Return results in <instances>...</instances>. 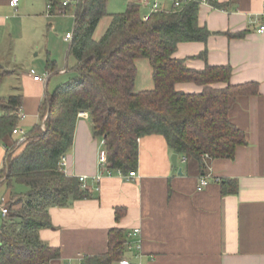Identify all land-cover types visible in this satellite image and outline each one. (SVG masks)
<instances>
[{
	"label": "crops",
	"instance_id": "obj_1",
	"mask_svg": "<svg viewBox=\"0 0 264 264\" xmlns=\"http://www.w3.org/2000/svg\"><path fill=\"white\" fill-rule=\"evenodd\" d=\"M34 1L45 9L39 12L29 8L23 0L12 7L11 0H0V65L8 71L0 78V83L9 79L11 90L7 95L0 92V98L21 95L24 119L30 114L26 112L29 103L35 102L39 109L53 77H58V81L52 89L64 82L60 77L71 74L70 41L65 36L73 33L74 12L71 13L73 29L67 26L62 38L63 44L68 43L66 55L62 48L56 54L57 46H50V33L57 30L59 15L68 10L50 14L47 0ZM215 1L220 7L210 0L199 6L198 23L210 30L208 39L181 42L173 56L197 70H203L207 64L230 65V83L256 84L258 92L240 95L229 111L230 120L244 131L246 143L236 148L232 158L213 159L205 174L195 161L177 153L178 167L182 168V174H178L173 171L172 163L176 152L170 149L165 137L146 135L139 139L136 176L128 179L116 169L110 175L103 174L99 162L103 139L94 135L89 114H79L74 141L66 153L65 172L78 178L86 177L84 189L90 195L65 207H50L51 226L41 229L40 236L50 245L59 247L61 256L48 264H84L87 256L107 252L112 228L123 230L125 239L124 254L113 264H121L125 258L141 264H264V33L258 32L264 25V0ZM129 2L140 5V0ZM164 4L171 7L170 0H164ZM140 7L141 12L149 11L147 6ZM20 9L25 14L15 19L42 18L48 27L47 46L33 53V58L42 54L43 59L36 64L32 55L29 58L38 69L15 67L18 48H13V57L11 46L7 44L17 30V25L11 23V13ZM111 20L110 16L102 26L99 22L94 34L96 39L105 33ZM32 50H36L35 46ZM72 59L71 66L76 62L74 56ZM140 59L143 58L137 61ZM32 69L41 75L49 73L47 82L34 80ZM139 75L137 70L135 90H149L142 89L149 83L138 84ZM226 85V82L214 84ZM176 88L188 93L203 89L193 82L178 83ZM38 113H35L37 117ZM14 138L20 139L19 134L5 137L0 143V168L6 147L13 144ZM203 176L208 177L209 183L200 187ZM25 190L24 187L22 191ZM13 192L3 203L12 201ZM117 209L122 214L119 218ZM3 222L0 217V226ZM136 227L140 234L129 236ZM137 240H140V248H130V243Z\"/></svg>",
	"mask_w": 264,
	"mask_h": 264
},
{
	"label": "trees",
	"instance_id": "obj_2",
	"mask_svg": "<svg viewBox=\"0 0 264 264\" xmlns=\"http://www.w3.org/2000/svg\"><path fill=\"white\" fill-rule=\"evenodd\" d=\"M220 7L215 0H210ZM50 14L67 11L71 4L47 0ZM108 0H77L69 55L76 62L69 78L48 92L39 106V121L26 139L6 147L0 168V186L26 188L13 192L9 214L0 232V264H48L61 256L59 247L40 236L51 226L49 209L65 207L89 197L78 177L67 175L60 162L74 141L79 113L87 112L93 133L104 140L109 167L124 174L138 167L139 139L163 135L170 149L197 163L201 173L216 158H232L246 143V135L229 117L240 95L257 93L255 83L232 84L230 65L188 67L173 56L178 44L206 41L210 30L198 23L199 0L181 8L142 17L138 3L129 2L112 14L105 33L94 37L100 20L108 15ZM148 59L153 89L135 90L136 61ZM52 68V61L49 62ZM6 71L0 65V78ZM181 82L203 87L198 93L176 88ZM226 82V86L214 84ZM21 95L0 98V143L19 128ZM225 186V185H224ZM224 193L227 189L224 187ZM116 210V217H121ZM124 232L112 228L108 251L85 258L84 264H113L124 254Z\"/></svg>",
	"mask_w": 264,
	"mask_h": 264
},
{
	"label": "rangeland",
	"instance_id": "obj_3",
	"mask_svg": "<svg viewBox=\"0 0 264 264\" xmlns=\"http://www.w3.org/2000/svg\"><path fill=\"white\" fill-rule=\"evenodd\" d=\"M23 1H26L27 4H29V8L32 7L34 9H38L39 12L42 11L44 8L43 5L39 4L38 2H36L34 0H23ZM129 1H132V0H108V2H107L108 15L101 20V22H100L101 26L103 24H106L107 21H109L110 16L112 14L124 12L127 8V3ZM33 6H35V7H33ZM75 8H76L75 5H71V9L68 10V12L65 11L66 13L62 14L63 16L59 15V17L57 19L58 20L57 30L53 31V33H50V37H49V39H51L50 46H52V47H55V45L57 46L56 54H58V52L60 51V48H62L63 55H66L65 53H66V48L68 46V43L63 44L62 38L67 31L66 30L67 26H69V28L71 27L73 29V17L71 15V13L74 12ZM14 12L11 13L10 20H11L12 24L17 25V30L12 33V38L7 40L8 41L7 44L11 46V53H12L13 57H14L13 48H15V46L18 48L17 49L18 61L17 62L14 61V62H16L15 67H19L23 70H28V69H30V67L33 66L36 69H38L34 64L30 63L29 58L32 55V59H34L36 61V64H38L40 62V59L41 60L43 59L42 54H41V56H34V58H33V53H36L38 51L37 49H40V48L43 49L44 47L47 46V44H46L47 37L45 36V34L47 35V30H48L47 28L48 27H47L46 21L42 18H31L29 20L28 17H26L24 20H21V18L15 19V17L21 16V15L25 14V12H24V10H21V9L18 12H15V13ZM59 13H61V12H58V14ZM148 13H149V11L146 13L142 12V17L144 18L145 16L148 15ZM33 46H35V48H36V50H34V52L32 50ZM37 46H39V47L37 48ZM43 52H44V50H42V53ZM69 57H70L69 67H71L70 63H71V61H74V60L72 59L73 56L70 55ZM13 60L14 59L12 58V61ZM141 60H144V61L140 62ZM136 62H137L136 64H137L138 70L140 72V75H139L140 78H139L138 84H143V83L148 84L149 83L145 87L142 86L143 87L142 89H153L154 82H153V78H152V67L150 65L149 60L143 58V59H140L139 61H136ZM2 68L4 69V67H2ZM5 71H6V73H8L7 70H5ZM69 76L70 75H65V76L60 77L61 81L67 80L69 78ZM8 80L4 79L0 83V92L2 93V95H7V94L11 93ZM56 80L58 81V77H53L51 79L50 84H49V90H48L49 93L53 91L52 87H53V84ZM147 80H148V82H147ZM29 109H34V110L29 112ZM38 111H39V109H38L35 102L29 103L28 108L26 109V112L28 114L29 113L30 114L27 116L26 119L20 121L18 127L23 129L24 132L25 131L29 132V130L32 129L33 125L39 121L37 115H35V113L37 114ZM19 136L21 137L22 134H19ZM23 189H24V186L18 185V184H14L13 187H9L7 185H1L0 186V205L3 202L8 201L11 191L21 192ZM8 205H9V203H8ZM115 264H117V263H115Z\"/></svg>",
	"mask_w": 264,
	"mask_h": 264
},
{
	"label": "built area",
	"instance_id": "obj_4",
	"mask_svg": "<svg viewBox=\"0 0 264 264\" xmlns=\"http://www.w3.org/2000/svg\"><path fill=\"white\" fill-rule=\"evenodd\" d=\"M171 1V7H168L164 4V0H140V6H147L149 8V13L147 16L144 17V19H147L149 17V15L152 12H156V11H169V10H176L181 8L184 4H186L187 2L191 1V0H170ZM208 0H199L200 3H207ZM19 0H11L10 4L12 7H16L18 5ZM77 0H62V5L65 7L69 4H74L76 3ZM50 10V6L48 5V13ZM61 13L64 11H60ZM258 32L260 33H264V25L260 26V28L258 29ZM73 38V33H67L65 36V39L67 41H71ZM31 75L33 76L34 80L37 81H41L46 83L50 74H38L34 69L31 70ZM79 114H84V112H81ZM17 115L19 117V119H24L26 117V114L23 112L22 107L18 108L17 111ZM14 134H22V136L20 137L19 142H23L26 139V132H24V130H22L21 128H15L13 130ZM102 145H104V140L102 141ZM185 160V158H184ZM99 162H100V166L103 170V174H107L110 175L113 172V169L109 167V163L107 161V156H106V151L104 149L101 150L100 154H99ZM61 167H63L64 171H65V165H66V155H63L61 158V162H60ZM117 173L121 176H125L128 179H131L133 177L136 176V171L132 170L127 174H124L120 169H116ZM100 177V176H99ZM80 182L82 183V187L85 188V181H86V177H79ZM209 183V179L207 176H203L200 178V187L205 186ZM9 214V206L8 203H2L0 205V217L2 219H4L7 215ZM0 232H1V226H0ZM140 234V229L139 228H134L129 232V236H136ZM130 248L132 247H136L137 249L140 248V240H137L135 243H130L129 245ZM139 256V255H138ZM121 264H141V262H135L132 263L130 262L129 259H122Z\"/></svg>",
	"mask_w": 264,
	"mask_h": 264
},
{
	"label": "water",
	"instance_id": "obj_5",
	"mask_svg": "<svg viewBox=\"0 0 264 264\" xmlns=\"http://www.w3.org/2000/svg\"><path fill=\"white\" fill-rule=\"evenodd\" d=\"M173 171H177L178 174H182V168L178 167V154L174 153L172 155Z\"/></svg>",
	"mask_w": 264,
	"mask_h": 264
}]
</instances>
